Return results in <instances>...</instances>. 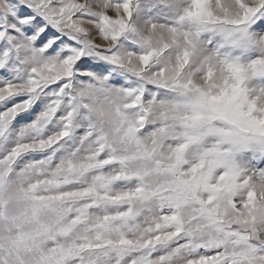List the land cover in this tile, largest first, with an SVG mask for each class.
Segmentation results:
<instances>
[{
  "label": "snow or ice",
  "instance_id": "snow-or-ice-1",
  "mask_svg": "<svg viewBox=\"0 0 264 264\" xmlns=\"http://www.w3.org/2000/svg\"><path fill=\"white\" fill-rule=\"evenodd\" d=\"M0 264H264V0H0Z\"/></svg>",
  "mask_w": 264,
  "mask_h": 264
}]
</instances>
